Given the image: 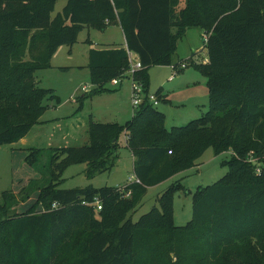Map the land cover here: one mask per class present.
<instances>
[{
	"label": "trees",
	"instance_id": "trees-1",
	"mask_svg": "<svg viewBox=\"0 0 264 264\" xmlns=\"http://www.w3.org/2000/svg\"><path fill=\"white\" fill-rule=\"evenodd\" d=\"M57 1L0 0V147L22 139L57 102L35 74L50 69L57 49L76 44L83 28L116 25L125 39L124 47L88 51L92 94L129 77L127 52L142 65L130 79L146 94L148 69L176 67L186 30L202 31L207 62L195 66L208 107L186 126L168 129L144 99L123 125L90 120L88 145L50 149L45 186L0 195V264H264V0H184L179 14L178 0H66L51 18ZM122 147L139 184L57 188L74 164L86 165V177L110 172ZM208 149L235 156L223 163L220 180L197 189L190 222L172 221L179 184L156 199L160 208L131 220L148 188L193 168ZM42 151L28 149L26 163L35 167ZM249 153L259 175L245 162ZM34 193L31 206L13 212Z\"/></svg>",
	"mask_w": 264,
	"mask_h": 264
},
{
	"label": "rangeland",
	"instance_id": "rangeland-1",
	"mask_svg": "<svg viewBox=\"0 0 264 264\" xmlns=\"http://www.w3.org/2000/svg\"><path fill=\"white\" fill-rule=\"evenodd\" d=\"M65 4L66 0L57 1L51 18L60 13ZM183 7L184 0H178L177 14ZM204 39L202 31L188 29L184 38L178 42V64L185 63V69L175 71L171 66L160 65L148 69L147 94L155 95L159 100L155 108L162 114L168 129L186 126L191 120L198 118L199 112L207 107L206 82L195 66L205 60ZM121 40L122 34L116 25L110 24L104 31L84 28L79 33L76 44L57 49L51 58L50 69L36 72L39 87L54 90L57 102L52 100L48 103L40 118L41 123L34 125L22 139L0 147V195L3 192L17 195L24 188L36 190L37 187L45 186L49 182V150L88 145L87 126L90 120L95 123L123 125L132 119L134 112L129 77L117 79L120 82L117 86L108 83L106 88L110 89V92L92 94L94 87L89 80V70L78 68L84 66L87 61L88 50H102L107 48L108 44L116 45ZM174 71L177 74L172 81H168ZM160 94L167 98L166 101H162ZM124 139L122 134L121 145ZM28 149L43 150L35 167L29 166L25 161ZM230 157L229 153L215 155L212 149L206 150L193 168L177 173L158 186L148 188L140 206L131 212L129 217L132 221H137L152 206L160 208L156 199L172 185L179 184L180 187L172 193V221L176 226L186 225L192 218L195 192L198 188L210 186L220 180L227 173L223 163ZM132 169L133 158L129 151L122 147L110 172L86 177V165L74 164L63 170L57 188H124L132 182ZM36 194L12 207L13 212L23 213L33 204Z\"/></svg>",
	"mask_w": 264,
	"mask_h": 264
},
{
	"label": "built area",
	"instance_id": "built-area-1",
	"mask_svg": "<svg viewBox=\"0 0 264 264\" xmlns=\"http://www.w3.org/2000/svg\"><path fill=\"white\" fill-rule=\"evenodd\" d=\"M205 38H206V36H205ZM204 41H205V39H204ZM127 56H128V63H129L127 75L130 78L136 71H139L142 68V65H141L140 61L138 60V58L136 56H134L133 53L127 52ZM206 62H207V60L205 59L203 61V63L205 64ZM171 67L175 71L176 70L181 71V70L185 69L186 66H185V63H180L176 67H173V66H171ZM175 71H174V74L169 78L170 81H172L173 77L177 74V73H175ZM118 83H119V80H113L111 82L112 85H118ZM131 92H132V109H133V112L140 107V105L143 103L144 99H146L147 102L154 107L158 105L159 100L156 98V96L155 95L150 96L147 93L145 94L144 90L142 88V85L138 82H134L131 80ZM124 138H125V136H124ZM228 153L231 156H235L231 152H228ZM245 162H247L251 165H255V167H256L255 168V174L259 175L260 169L258 167L256 159L252 156V153H249L246 156ZM132 183L139 184V181L133 176L132 182L130 184H132ZM95 206H96L97 210L101 209L100 204L97 201L95 203ZM54 207H55V205L53 206V208Z\"/></svg>",
	"mask_w": 264,
	"mask_h": 264
},
{
	"label": "crops",
	"instance_id": "crops-1",
	"mask_svg": "<svg viewBox=\"0 0 264 264\" xmlns=\"http://www.w3.org/2000/svg\"><path fill=\"white\" fill-rule=\"evenodd\" d=\"M117 28H119V27H117ZM84 29V28H83ZM119 30H120V28H119ZM188 31V30H187ZM186 31V32H187ZM120 32H121V30H120ZM81 33V32H80ZM121 34H122V32H121ZM185 35H186V33H185ZM88 42H89V40H87ZM117 46H125V39H124V36H123V34H122V40H121V42H119V43H117L116 45H114V44H108L107 45V48H113V47H117ZM106 49V48H105ZM89 51V50H88ZM88 53V52H87ZM134 56H136L135 54H134ZM178 55L176 56L175 55V61L176 62H178ZM87 63H88V59H87V61L85 62V64H84V66H82V67H78V68H86V66H87ZM168 81H170L169 79H168ZM120 83V82H119ZM119 83H118V85H119ZM114 86H117V85H114ZM54 91V90H53ZM161 95V94H160ZM162 96V95H161ZM208 97V96H207ZM166 99L167 98H165L164 96H162V101H166ZM158 106V105H157ZM207 107H208V100H207ZM207 107H206V109H207ZM206 109L204 110V111H200L199 112V114L197 115L198 117L203 113V112H205L206 111ZM196 116V117H197ZM41 122V121H40ZM166 125V124H165Z\"/></svg>",
	"mask_w": 264,
	"mask_h": 264
}]
</instances>
